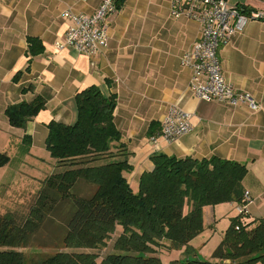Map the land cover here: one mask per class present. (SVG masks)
<instances>
[{
  "label": "crops",
  "instance_id": "1",
  "mask_svg": "<svg viewBox=\"0 0 264 264\" xmlns=\"http://www.w3.org/2000/svg\"><path fill=\"white\" fill-rule=\"evenodd\" d=\"M228 1L264 15V0ZM102 2L0 0V155L8 158L0 168L17 157L25 134L31 135L32 145L20 163L36 168L37 174L43 171L41 162L49 160L57 168L45 149L47 125L53 120L74 124L75 95L96 86L102 95L117 99L115 124L132 167L125 176L133 191H138L141 176L153 170V155L218 157L247 166L243 189L252 203L244 217L247 223L264 219V18L247 23L219 53L227 81L261 104L251 112L246 106L203 101L190 90L192 71L182 65L181 57L200 40L202 26L173 17L171 0H125L112 19L108 48L95 57L73 47L57 49L55 43L73 25L64 13L91 16ZM31 37L40 39L43 53L30 61ZM38 96L45 99L46 108L26 129L11 126L7 107L31 103ZM173 104L192 114L193 128L169 143L161 130ZM230 204L238 216V204Z\"/></svg>",
  "mask_w": 264,
  "mask_h": 264
},
{
  "label": "trees",
  "instance_id": "2",
  "mask_svg": "<svg viewBox=\"0 0 264 264\" xmlns=\"http://www.w3.org/2000/svg\"><path fill=\"white\" fill-rule=\"evenodd\" d=\"M28 40L31 61L43 48L40 39ZM75 96V123L53 120L47 125L45 149L62 170L44 180L24 222L0 214V264H30L21 249L41 241L38 235L46 226L56 227L63 247L36 264H165L160 253L175 250L184 258L168 264H264V219L247 223L244 217L245 164L156 154L150 157L153 170L141 176L135 192L125 176L132 167L115 124L116 97L102 95L96 86ZM45 108V99L38 96L31 103L8 106L6 115L11 126L26 129ZM22 142L28 153L31 135L25 134ZM7 160L0 155V167ZM224 203L245 208L231 219L214 260L192 258V242L205 230L204 207ZM119 230L114 253L100 262L99 254L83 251L107 247Z\"/></svg>",
  "mask_w": 264,
  "mask_h": 264
},
{
  "label": "built area",
  "instance_id": "3",
  "mask_svg": "<svg viewBox=\"0 0 264 264\" xmlns=\"http://www.w3.org/2000/svg\"><path fill=\"white\" fill-rule=\"evenodd\" d=\"M172 15L185 17L201 24L200 40L181 57L184 67L192 71L190 90L196 98L206 102L228 103L234 107L246 106L251 112L261 109V104L249 92H239L224 77L220 51L228 46L233 36L244 31L247 23L260 20L259 12H244L243 6L228 0H171ZM125 0H103L94 15L72 12L64 16L73 20L62 41L55 43L57 49L73 47L77 51L95 57L109 46V29L113 17L123 7ZM192 114L180 105L173 104L162 121L161 137L172 143L192 131ZM245 201L252 203L249 192ZM245 207H240L243 212Z\"/></svg>",
  "mask_w": 264,
  "mask_h": 264
},
{
  "label": "rangeland",
  "instance_id": "4",
  "mask_svg": "<svg viewBox=\"0 0 264 264\" xmlns=\"http://www.w3.org/2000/svg\"><path fill=\"white\" fill-rule=\"evenodd\" d=\"M17 157L14 156L11 163L4 168H0V214H12L18 222H24L32 207L35 205L38 193L43 186L44 180L62 170L49 164L48 161L41 162L42 173L37 174L36 168L20 163L27 152L24 151L23 144L19 147ZM238 214L237 208L230 203L219 204L217 206H206L203 210V220L205 230L193 240L195 254L192 258L204 261H212L215 249L220 245L225 237L226 231L231 224V219ZM56 227L46 226L38 235L42 240L35 241L34 246L21 249L27 255L30 264H36L46 256L55 254L62 250L60 236H56ZM119 231L112 236V240L107 247L99 250H83L99 254V261L111 253H114V243L119 236ZM59 243L60 245H58ZM182 251H163L160 257L163 263L168 264L172 260L183 259Z\"/></svg>",
  "mask_w": 264,
  "mask_h": 264
}]
</instances>
